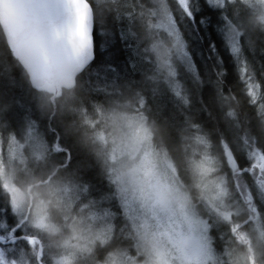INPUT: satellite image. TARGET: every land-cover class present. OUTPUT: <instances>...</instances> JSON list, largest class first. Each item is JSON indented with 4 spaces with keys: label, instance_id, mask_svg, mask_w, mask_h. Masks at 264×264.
Returning <instances> with one entry per match:
<instances>
[{
    "label": "trees",
    "instance_id": "trees-1",
    "mask_svg": "<svg viewBox=\"0 0 264 264\" xmlns=\"http://www.w3.org/2000/svg\"><path fill=\"white\" fill-rule=\"evenodd\" d=\"M89 1L95 19V58L77 76L73 88L53 82L33 87L0 26V236L6 240L16 237V241L1 244L0 264H9L10 258H16L18 264H36L38 244L18 237L39 238L44 234L19 223L8 180L37 202L47 197L46 191L54 190V184L59 187L69 183L86 190L87 195L73 209L66 210L64 222L55 220L62 228H72L80 217L88 215L80 208L90 198L115 197L103 204L110 206L117 218L115 231L120 228L123 236L129 233L130 241L133 234L139 237L134 220L119 202L109 147L102 145L108 135L99 122H94L98 117L93 109L95 103L101 104L104 112L146 117L154 146L175 158L182 184L197 207L202 205L195 196L203 192L197 183L202 184L203 179L195 180L198 174L190 169L189 151L195 141L194 132L204 136L221 162L217 171L225 177V206L221 212L229 213L219 221L213 216L211 222L220 223L218 231L223 233L226 244L238 247L240 243L231 230L239 224L254 251L258 250L254 225L261 224L260 238L264 242V187L258 176L259 170L264 176V165L258 168L248 149L255 148L264 157L262 10L255 9L251 18L242 22L236 13L242 8L210 0H187L184 8L176 0H163L165 9L172 14L174 34L160 26L159 8L149 0H142V6L137 0ZM240 52L245 56V65L239 61ZM169 69L173 70L171 74ZM252 86L256 92L251 91ZM12 137L19 140V146ZM13 143L23 151L19 159L8 155ZM227 150L235 158V169L243 172L231 169ZM120 216L129 218L122 221ZM57 238H39L45 264L53 261L46 255L48 241ZM127 244L119 236L96 249L105 252L119 245V251ZM18 248V252L14 251ZM242 252L249 255L247 249ZM255 253L261 261L259 251ZM94 262L95 259L89 263Z\"/></svg>",
    "mask_w": 264,
    "mask_h": 264
},
{
    "label": "rangeland",
    "instance_id": "rangeland-1",
    "mask_svg": "<svg viewBox=\"0 0 264 264\" xmlns=\"http://www.w3.org/2000/svg\"><path fill=\"white\" fill-rule=\"evenodd\" d=\"M137 1L140 2V6L143 5L142 0ZM176 1L180 6L187 8V0ZM210 1L218 5L227 4L234 9L242 8V11L240 9L236 11L240 14L239 20L242 22L251 18L255 9L262 10L264 16V5L261 4V0ZM149 2L152 5L157 4L159 8L160 26L169 33L175 34L172 14L165 9L163 0H149ZM152 10L155 11V9ZM139 13L141 17V10ZM234 31L238 32L236 29ZM242 55L240 52L239 61L245 65V56ZM168 71L170 74L173 72L170 69ZM251 91L256 92L254 86ZM93 109L98 112V117L94 122H99L108 135L102 145L109 147L113 165L111 173L119 189V198L121 197L119 202L134 220L139 237L136 238V234H133L130 241L129 233L123 236L120 228L117 232L115 231V227L118 226L117 218L110 206L103 205L115 199V197L108 196L98 199L92 197L86 201L88 203L84 204L80 211L88 215L80 217L78 224L75 223L72 228H62L52 219L46 223L48 227H37L33 223L31 205L25 202V195L8 180L12 203L16 213L19 214V223L25 229L34 227L46 233L48 237H58L55 241H48L46 246V255L53 260L52 264H87L104 253L102 252L104 250L96 249L97 245L107 246L119 236L122 237L124 243H128L118 251L119 264H137L138 258H143V264H187L192 260L191 248H196V254L202 262L205 261L204 264H247L249 255L242 254L240 249L237 251L235 247L238 245L235 243L226 244L223 233L218 231L220 223L211 222V217L214 216L218 220L222 216V218H227L229 213L227 210L221 212L222 207L225 206V177L217 174L221 162L213 153L211 149L213 147L205 137L196 135L197 133L194 132L195 141L191 143L189 151L190 169L198 174L195 175V180L203 179L202 184L197 183L203 191L195 196L197 203L202 205L197 207L194 198L185 190L175 165L168 161L166 153L164 154L154 146L152 132L144 115L133 116L128 112L118 113L113 110L104 112L99 103H95ZM144 128L149 133V139L146 141L141 139L144 135ZM12 140H16L19 146L17 138L12 137ZM31 145L28 144V147ZM248 151L249 156L253 154L258 168L264 165V157L260 151L255 148H249ZM145 153H148L147 158H145ZM8 155L10 158L19 159L23 151L20 147L17 149L13 143L8 150ZM2 161L0 139V165ZM235 170L234 168L233 171ZM261 173L262 171L259 170V183L264 187V176L262 177ZM161 176L165 179L161 180ZM53 187L54 190L46 191L47 197L38 202L46 211H50L51 216L56 220L62 217V222H64L67 216L66 210L73 209L78 201L87 195L86 190L74 188L75 186L69 183H63L59 187L54 184ZM161 192L167 193L166 199L161 198ZM248 193L246 192V197H250ZM18 195H21L23 199L16 204L14 197ZM203 211L207 215L202 213ZM119 219L127 220L122 216ZM240 227L239 224L236 225L237 229ZM260 227L261 224L256 222L254 230L258 237L256 243L259 248L255 252L259 251L261 255L259 264H264V242L260 238L262 235ZM242 229L240 228L241 231ZM241 233L247 237L243 231ZM253 254L256 255L254 250ZM238 255L241 256L240 260ZM129 257L134 258V261Z\"/></svg>",
    "mask_w": 264,
    "mask_h": 264
},
{
    "label": "snow or ice",
    "instance_id": "snow-or-ice-1",
    "mask_svg": "<svg viewBox=\"0 0 264 264\" xmlns=\"http://www.w3.org/2000/svg\"><path fill=\"white\" fill-rule=\"evenodd\" d=\"M78 2L82 3L85 9L89 7L87 0ZM60 9L64 10L63 14ZM84 14L80 9L73 11L69 5L58 0H33L23 5L24 28L21 31L6 30L5 39L13 55L25 66L34 81L39 74L51 72L61 58L73 62V72L87 63L91 55L87 40L81 39L77 42L72 38L74 31L81 30ZM73 17L76 19V28L70 23ZM62 82L70 84L71 73L66 74ZM141 139H149L146 128ZM147 156L148 153H145V158ZM160 196L166 199L167 193L161 192ZM22 199L23 197L18 195L14 197V203L18 204ZM37 222L41 227H48L43 217H38ZM129 259L134 261L132 257Z\"/></svg>",
    "mask_w": 264,
    "mask_h": 264
},
{
    "label": "water",
    "instance_id": "water-1",
    "mask_svg": "<svg viewBox=\"0 0 264 264\" xmlns=\"http://www.w3.org/2000/svg\"><path fill=\"white\" fill-rule=\"evenodd\" d=\"M33 0H0V26L2 28V31L5 36L6 30H16L21 31L25 26V17L23 15V5L27 3H31ZM58 2L62 4H67L70 6L73 11L76 9H80L82 12H84L83 20H82V27L81 30L74 31L72 33V38L74 41H80L81 39H86L88 44V51L90 52V57L87 60V63L83 65L82 68H80L78 71L73 72L72 71V61L59 59L57 64L55 65L54 69L49 73H41L37 76L36 80L34 81L32 77L30 76L29 72L26 70L25 66L21 63L23 68L26 70L29 80L33 87H40L43 84L47 83H58L61 87H68L73 88L76 85L77 82V76L94 60L95 58V40H94V11L92 4L89 0H87V3L89 5L88 8H84V5L82 3H79L78 0H58ZM63 9H60L61 14H63ZM73 28H76V19L75 17L72 18L70 21ZM71 73V83L66 84L62 81L64 80L66 74ZM227 159L229 166L234 168L236 165L235 158L230 150H227ZM246 170V169H245ZM238 172H243L242 169H238ZM248 200H251V197H248ZM253 210L256 211V208L253 207ZM246 223V222H245ZM32 237V240H29L30 243L35 242L36 240L39 243V248L37 251V258L39 261H41V256L43 255V245L38 237L34 236H27ZM16 237H12L10 240H5L3 237H0V242H8V241H14ZM250 245V243H249ZM254 256V254L252 253ZM252 258V263H253ZM3 262L2 257V247L0 245V263ZM255 262V259H254Z\"/></svg>",
    "mask_w": 264,
    "mask_h": 264
},
{
    "label": "clouds",
    "instance_id": "clouds-1",
    "mask_svg": "<svg viewBox=\"0 0 264 264\" xmlns=\"http://www.w3.org/2000/svg\"><path fill=\"white\" fill-rule=\"evenodd\" d=\"M261 4L264 5V0H261ZM165 151L167 152L168 150L165 148ZM138 159V158H137ZM168 161L171 163L175 164L176 160L174 157L171 156L169 153L168 155ZM177 173H179V167H177ZM161 180L165 179L164 176L160 177ZM25 202L29 205H31L32 208V214H33V223L37 227H41L37 220L38 217H43V220L45 223L49 221V219L56 220L55 217L51 216L50 211H46L39 202H37L36 198L34 196L28 195L27 193L25 194ZM62 217L59 218L60 222H62ZM46 233L40 235V239L43 240L45 238ZM120 246H114L108 248L102 255H98L95 259L94 264H119V252L118 248ZM9 264H18V261H16V258H10ZM137 264H143V258H138L137 259Z\"/></svg>",
    "mask_w": 264,
    "mask_h": 264
},
{
    "label": "flooded vegetation",
    "instance_id": "flooded-vegetation-1",
    "mask_svg": "<svg viewBox=\"0 0 264 264\" xmlns=\"http://www.w3.org/2000/svg\"><path fill=\"white\" fill-rule=\"evenodd\" d=\"M227 161H228V160H227ZM234 168H235V167H234ZM234 168L231 167L232 170H234ZM250 209H252V207H250ZM252 210H253V209H252ZM254 212H255V211H254ZM254 212H253V213H254ZM235 230H236V226H235L234 228H232L231 232H232L233 236L235 237V239H237V241L240 243V245H239V249L242 250V251H243V249H247L248 252H249V256H248L249 264H253L252 261H251L253 257H254V259H255V264H259L258 260L256 259V255H255V256L252 255L253 250H254L253 247L251 246L252 241L249 240V238L245 237V236L241 233V232H242L241 230H240L239 232H236ZM18 238H19L20 240H25V241L30 242L29 239L27 238V235H21V236H19ZM14 241H16V239H15ZM40 241H41V240H40ZM35 242L38 244V248H39V243H38V241L36 240ZM35 242H33V243H35ZM2 243H5V242H0V245H1ZM41 243H42V242H41ZM249 243H251V244L249 245ZM42 245H43V244H42ZM189 245H190V244H189ZM38 248H37V251H38ZM242 248H243V249H242ZM14 251L18 252V249H14ZM190 251L192 252V254H191L192 260L189 261V263H187V264H204V263H205V261L202 262V261L200 260V258L197 256V254H196V248H191ZM254 253H255V251H254ZM43 254H44V250H43ZM238 257H239V260H240V259H241V256L238 255ZM36 260H37V261H36V264H45V262L42 260V256H41V261L38 260L37 256H36ZM240 264H242V263H240Z\"/></svg>",
    "mask_w": 264,
    "mask_h": 264
}]
</instances>
